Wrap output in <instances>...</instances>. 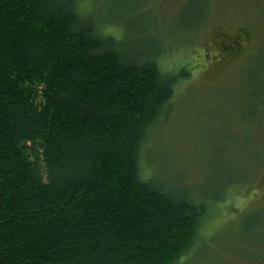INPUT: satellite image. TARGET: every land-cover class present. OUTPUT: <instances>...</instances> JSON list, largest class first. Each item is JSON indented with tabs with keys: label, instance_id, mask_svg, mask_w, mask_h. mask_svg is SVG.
<instances>
[{
	"label": "trees",
	"instance_id": "trees-1",
	"mask_svg": "<svg viewBox=\"0 0 264 264\" xmlns=\"http://www.w3.org/2000/svg\"><path fill=\"white\" fill-rule=\"evenodd\" d=\"M82 2L0 0V264H182L210 202L148 150L178 76Z\"/></svg>",
	"mask_w": 264,
	"mask_h": 264
},
{
	"label": "rangeland",
	"instance_id": "rangeland-1",
	"mask_svg": "<svg viewBox=\"0 0 264 264\" xmlns=\"http://www.w3.org/2000/svg\"><path fill=\"white\" fill-rule=\"evenodd\" d=\"M90 2L96 14L114 17L105 30L115 36L145 27V38L162 49V71L178 76L172 111L148 150L162 178H177L210 202L202 243L183 251L180 263L264 264V0L82 3ZM202 2L204 18L194 15ZM238 30L240 55L222 56L217 34Z\"/></svg>",
	"mask_w": 264,
	"mask_h": 264
},
{
	"label": "flooded vegetation",
	"instance_id": "flooded-vegetation-1",
	"mask_svg": "<svg viewBox=\"0 0 264 264\" xmlns=\"http://www.w3.org/2000/svg\"><path fill=\"white\" fill-rule=\"evenodd\" d=\"M242 30H238L237 36L230 37L228 34L222 33L221 35L217 34L218 37H221V40H219V43L217 42V46L221 49L222 56L226 55H240V52L243 50L242 47V36H243ZM217 38V37H216ZM223 41V43H222ZM264 189V186H263Z\"/></svg>",
	"mask_w": 264,
	"mask_h": 264
}]
</instances>
